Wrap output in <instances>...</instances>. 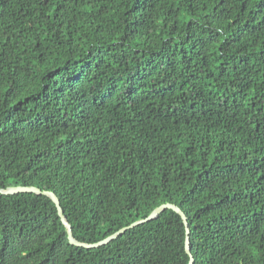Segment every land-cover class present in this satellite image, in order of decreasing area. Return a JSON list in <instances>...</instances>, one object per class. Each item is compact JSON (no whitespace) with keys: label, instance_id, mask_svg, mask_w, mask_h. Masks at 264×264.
Masks as SVG:
<instances>
[{"label":"trees","instance_id":"1","mask_svg":"<svg viewBox=\"0 0 264 264\" xmlns=\"http://www.w3.org/2000/svg\"><path fill=\"white\" fill-rule=\"evenodd\" d=\"M94 243L180 206L194 264H264V0H0V187ZM172 208L93 248L0 193V264H189Z\"/></svg>","mask_w":264,"mask_h":264},{"label":"water","instance_id":"2","mask_svg":"<svg viewBox=\"0 0 264 264\" xmlns=\"http://www.w3.org/2000/svg\"><path fill=\"white\" fill-rule=\"evenodd\" d=\"M19 192H35L38 194H45V195H48L49 197H51V199L55 202V204L58 208V212H59V215H60L63 223L67 227L68 237H69L70 242L72 244L87 247V248H93V247H99V246L105 245V244L113 241L114 239L118 238L120 235H122L128 229L135 227L141 223H145V222L151 221L153 219H156L160 216V214L165 209L172 208L182 216V218L185 222L186 231H187L186 249H187V252L190 254L189 264H194V262H195V258H194V255L192 253V249H191V245H190V232H191V230H190V224L188 221V217H187L186 213L183 211V209L175 203H172V202L163 203V204L159 205L158 207H156L150 213V215L148 217L137 220L128 226H124L121 229L117 230L116 232L112 233L111 235L105 237L102 240H99V241L94 242V243H88V242L80 241L74 236L72 224L70 223V221L68 220V218L65 215L64 209L61 205L60 198L58 197V195L54 191L42 189L38 186H29V185H16V186H9L6 188L0 187V193H3V194H15V193H19Z\"/></svg>","mask_w":264,"mask_h":264}]
</instances>
